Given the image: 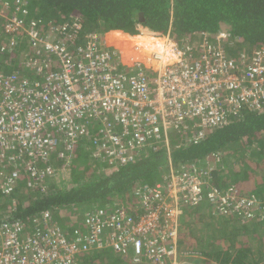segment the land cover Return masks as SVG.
Segmentation results:
<instances>
[{
    "label": "built area",
    "instance_id": "built-area-1",
    "mask_svg": "<svg viewBox=\"0 0 264 264\" xmlns=\"http://www.w3.org/2000/svg\"><path fill=\"white\" fill-rule=\"evenodd\" d=\"M19 11L28 15L16 3L5 16L4 32L28 33L36 57L22 61L39 78L28 81L0 69V159L7 160L0 168L2 194L21 177L27 187L45 190L43 180L54 174L46 163L50 156L62 159L80 141L90 138L102 161L126 164L148 149L167 150L172 133L183 134L188 126L196 129L185 137L196 143L206 127L225 124L230 112L264 106V48L231 58L219 43L224 33L214 42L207 32H198L190 41L172 44L171 55L153 52L150 63H128L97 33L75 45L78 22H49L40 33L43 20L25 21ZM46 65L51 68L43 70ZM203 174L194 167L173 170L163 181L142 185L134 214L121 206L87 211L84 231L76 230L73 238L48 210L33 218L31 232L6 217L0 221V264H80L78 255L101 249L132 263L171 264L183 205L206 198L220 215L233 210L248 220L264 213L259 198L241 195L234 185L220 192Z\"/></svg>",
    "mask_w": 264,
    "mask_h": 264
},
{
    "label": "trees",
    "instance_id": "trees-1",
    "mask_svg": "<svg viewBox=\"0 0 264 264\" xmlns=\"http://www.w3.org/2000/svg\"><path fill=\"white\" fill-rule=\"evenodd\" d=\"M15 4H9L8 9L12 10ZM8 9H0V69L7 74L16 72L28 81L38 79L39 72L22 62L24 57H36L28 33L24 29L15 35L4 32L5 15L12 14ZM25 9L28 15L19 11L17 16L25 21L42 19L40 33L49 22L80 23L73 38L75 45H83L88 33L102 36L109 30L116 31L109 34L110 41L111 34L118 33L142 44L147 40L165 42L163 38L141 34L138 29L141 26L162 35L170 31L172 37L183 41H190L198 32H207L209 40L215 42L216 35L224 31L228 36L223 38H228V42L222 47L234 57L241 51L250 54L264 48V0H26ZM140 11L143 16L139 20ZM222 24L228 27L223 30ZM49 68L51 65H46L43 70ZM226 119L225 124L206 127L202 139L196 143L185 137L196 129L193 126H188L183 134L172 133L171 163L175 170L188 171L194 167L203 171L209 184L220 192L234 185L241 195H254L264 204V106L261 109L245 106L236 114L230 112ZM92 144L90 138L80 141L62 159L51 155L46 163L54 166V174L43 180L45 190L27 187L21 177L8 194L0 191V207H4L0 221L6 217L18 219L24 230L31 232L33 218H40L48 210L57 226L73 238L76 230L84 231L87 211L121 206L134 214L138 204L137 200L133 202L136 191L144 184L163 181L169 174L166 150L162 147L143 151L126 164L114 165L106 160L102 165L101 155L96 157L92 152ZM6 164V159H0V168ZM198 212L203 213L202 218H197ZM241 214L232 210L220 215L215 204L206 198L196 206L183 205L178 250L187 247L189 252L193 250L206 257L203 262L207 264H264V213L248 220L242 219ZM195 227L197 230L193 232ZM92 257L81 254L77 260L80 264H95L97 260ZM122 260L138 264L130 258Z\"/></svg>",
    "mask_w": 264,
    "mask_h": 264
},
{
    "label": "rangeland",
    "instance_id": "rangeland-1",
    "mask_svg": "<svg viewBox=\"0 0 264 264\" xmlns=\"http://www.w3.org/2000/svg\"><path fill=\"white\" fill-rule=\"evenodd\" d=\"M14 2H16V3H21L23 6H25V4H26V0H15V1H11V3H14ZM11 3H6V1L5 0H0V9L2 8V7H6L7 9H8V7H9V4L11 5ZM8 11H10V12H13V9L12 10H9L8 9ZM2 15V13H1V11H0V16ZM6 16V15H5ZM171 17V16H170ZM170 21H171V18H170ZM139 28V27H138ZM140 29V28H139ZM142 30V33L141 34H145V35H149V36H155V37H158V38H163V39H165L164 41L166 42L165 44L164 43H161V42H158V41H149L151 44L150 45H153V46H150V48L149 49H147L145 52H142L141 54H139V52H138V50H137V47L135 46V47H129L130 49H132V48H134V50H135V52L132 54V55H130L129 57H128V55H127V53H125V52H122V54H123V56H124V60L126 61V62H128V63H130L132 60H136V59H140V60H142V61H145V62H147V63H150L151 61L149 60V58H150V55L153 53V52H160V54L161 53H166V55L167 54H169V55H171V53H172V49H171V45L172 44H176L177 46H179V44L183 41L182 39H177V38H175L174 36L172 37H168L167 36V33L169 32H167L166 34H164V35H162V34H157V33H153V32H151L150 30H148V28H143V29H141ZM45 32V31H44ZM224 34H225V36H228L225 32H223ZM105 35H106V33H103L102 34V38L104 39V40H106V38H105ZM107 37V36H106ZM167 37L169 38V40H167ZM223 37H221L220 38V40H219V43L221 44V46H224V44H226L227 42H228V38H223ZM129 39H132V38H129ZM107 41V40H106ZM109 42H112L111 44L114 46L115 45V47L116 48H118V49H120L121 51H122V49L114 42V40L113 41H109ZM149 44V43H148ZM148 44H145V45H148ZM155 44H160V45H155ZM145 45H142V46H145ZM168 45V46H167ZM169 49V50H168ZM20 50H22V49H20ZM224 50V49H223ZM165 51V52H164ZM170 51V52H169ZM225 51V50H224ZM225 53H226V55H229L231 58H235V57H237V56H231L229 53H228V51L226 52L225 51ZM239 54H245V52H243V51H241V52H239ZM238 54V55H239ZM134 56H137V57H134ZM132 58V59H131ZM23 62V61H22ZM170 148V147H169ZM167 149L166 150V155H167V158H168V165H169V173L171 172V171H173V170H175V168H174V166L172 165V163H171V158H170V149ZM99 162L103 165L104 164V162L102 161V160H99ZM102 169H103V166H102ZM57 175V173H55V176ZM63 177H65V174L63 175ZM133 201H134V198H133ZM181 205H183V204H181ZM3 206L2 207H0V213L3 211ZM196 210H197V208H195ZM196 216H197V218L199 219V218H202L203 217V213L202 212H198V213H196ZM59 218V217H58ZM179 222H180V217H179ZM180 227H181V224L179 223V231H178V236H179V234H180ZM196 230H197V227H195L194 228V230H193V232H196ZM178 236H177V242H178ZM178 245V244H177ZM188 248H190V247H188ZM178 249H179V247H178ZM100 255H101V257H102V259L100 260V259H97V257L98 256H96V255H93V257L92 258H95L97 261H96V263L95 264H101V263H103V262H105L106 264H127V262H125V261H123L121 258H120V256H118L116 253H114V252H112V251H109L108 249L107 250H102V251H100V252H98ZM88 255V254H87ZM203 258L205 259L206 257H204V256H202V255H199V254H197V252H194L193 250H192V252H189V249H187V247H186V249H184V250H178L177 252H176V257H175V259L173 260V262L171 263V264H207V263H204L203 262Z\"/></svg>",
    "mask_w": 264,
    "mask_h": 264
},
{
    "label": "crops",
    "instance_id": "crops-1",
    "mask_svg": "<svg viewBox=\"0 0 264 264\" xmlns=\"http://www.w3.org/2000/svg\"><path fill=\"white\" fill-rule=\"evenodd\" d=\"M112 30H116V29H112ZM111 32H116V31H107L105 32L106 35H105V38L108 40V36ZM123 32V31H122ZM116 35V36H114ZM107 36V37H106ZM111 39L114 40V42L122 49V52H125V53H128L130 54V51H134V48L130 49L129 47H135L136 45H145V44H151L149 41H152V40H147L145 44H142L141 42L139 41H133V40H129V38H122L120 37V35L118 33H112L111 34ZM155 45H160V44H155ZM124 48V49H123ZM130 55H128L129 57ZM109 251H112L110 249H108ZM114 252V251H112ZM115 253V252H114ZM118 256H120L118 253H116ZM121 259H123L121 256H120Z\"/></svg>",
    "mask_w": 264,
    "mask_h": 264
},
{
    "label": "bare ground",
    "instance_id": "bare-ground-1",
    "mask_svg": "<svg viewBox=\"0 0 264 264\" xmlns=\"http://www.w3.org/2000/svg\"><path fill=\"white\" fill-rule=\"evenodd\" d=\"M107 40V39H106ZM110 40H107V43L108 44H111L112 42H109ZM113 41V40H112ZM166 42H164V44H165ZM115 46V45H114ZM150 46H153V45H150V44H148V45H145V46H140V45H136V47H137V50H138V52H139V54H141L142 52H145L147 49H149L150 48ZM168 46V45H167ZM124 49V48H123ZM169 50V49H168ZM135 52V50L134 51H130V54H128L127 53V55H132L133 53ZM165 52V51H164ZM170 52V51H169ZM158 53H160V52H158ZM165 55H166V53H165ZM134 57H137V56H134ZM132 59V58H131Z\"/></svg>",
    "mask_w": 264,
    "mask_h": 264
},
{
    "label": "clouds",
    "instance_id": "clouds-1",
    "mask_svg": "<svg viewBox=\"0 0 264 264\" xmlns=\"http://www.w3.org/2000/svg\"><path fill=\"white\" fill-rule=\"evenodd\" d=\"M7 3V2H6ZM224 32V31H223ZM223 32H220V33H223ZM142 33V32H141ZM169 34H171L170 33V31L168 32ZM106 41V40H105ZM107 42V41H106ZM177 244V243H176ZM176 249H177V251H178V245H176ZM102 250H106V249H101V250H96V251H92V252H90V253H87V254H90V255H99L100 257H101V255L98 253V252H100V251H102ZM176 251V252H177ZM83 255V254H82ZM102 258V257H101ZM140 264H153V263H151V262H145V263H140ZM166 264H169L168 262L166 263Z\"/></svg>",
    "mask_w": 264,
    "mask_h": 264
},
{
    "label": "water",
    "instance_id": "water-1",
    "mask_svg": "<svg viewBox=\"0 0 264 264\" xmlns=\"http://www.w3.org/2000/svg\"><path fill=\"white\" fill-rule=\"evenodd\" d=\"M137 14H138V19H139V20L142 19V16H143L142 12L140 11V12H138ZM227 27H228V26H227L226 24H222V28H223V30H225Z\"/></svg>",
    "mask_w": 264,
    "mask_h": 264
}]
</instances>
